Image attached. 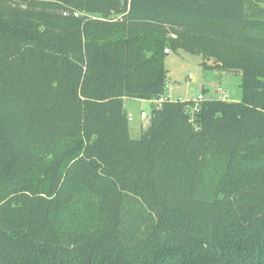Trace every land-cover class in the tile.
Here are the masks:
<instances>
[{
	"label": "trees",
	"instance_id": "obj_1",
	"mask_svg": "<svg viewBox=\"0 0 264 264\" xmlns=\"http://www.w3.org/2000/svg\"><path fill=\"white\" fill-rule=\"evenodd\" d=\"M168 51L243 99L134 140ZM0 264H264V0H0Z\"/></svg>",
	"mask_w": 264,
	"mask_h": 264
},
{
	"label": "rangeland",
	"instance_id": "obj_2",
	"mask_svg": "<svg viewBox=\"0 0 264 264\" xmlns=\"http://www.w3.org/2000/svg\"><path fill=\"white\" fill-rule=\"evenodd\" d=\"M202 63L203 60L200 56L170 53L166 60L169 82L164 99L193 102L202 95L205 101H242V78L240 75L206 71ZM124 107L129 117L131 138L139 140L156 105L152 101L126 100ZM143 112L146 114V118L142 117ZM192 112L193 110H191Z\"/></svg>",
	"mask_w": 264,
	"mask_h": 264
},
{
	"label": "built area",
	"instance_id": "obj_3",
	"mask_svg": "<svg viewBox=\"0 0 264 264\" xmlns=\"http://www.w3.org/2000/svg\"><path fill=\"white\" fill-rule=\"evenodd\" d=\"M65 15H67V14H65ZM78 16H79L78 14H75V17H78ZM164 101H166V100L163 98V99H161L159 101H152V102H154L155 105L159 107V106H161V104ZM204 101H205L204 96L201 95V96L198 97V99L196 101H193V102L196 104V107H197L199 104H201ZM196 107L193 109L194 111H197ZM142 117L146 118V114L144 112L142 113ZM130 120H131V118H130Z\"/></svg>",
	"mask_w": 264,
	"mask_h": 264
},
{
	"label": "water",
	"instance_id": "obj_4",
	"mask_svg": "<svg viewBox=\"0 0 264 264\" xmlns=\"http://www.w3.org/2000/svg\"><path fill=\"white\" fill-rule=\"evenodd\" d=\"M166 54H167V56H169L170 55L169 51Z\"/></svg>",
	"mask_w": 264,
	"mask_h": 264
},
{
	"label": "crops",
	"instance_id": "obj_5",
	"mask_svg": "<svg viewBox=\"0 0 264 264\" xmlns=\"http://www.w3.org/2000/svg\"><path fill=\"white\" fill-rule=\"evenodd\" d=\"M219 93V91L217 92V94ZM168 99V98H167ZM225 101V100H224Z\"/></svg>",
	"mask_w": 264,
	"mask_h": 264
}]
</instances>
